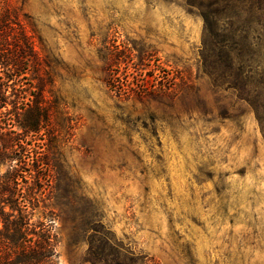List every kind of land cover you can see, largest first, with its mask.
I'll return each instance as SVG.
<instances>
[{
  "label": "rangeland",
  "instance_id": "1",
  "mask_svg": "<svg viewBox=\"0 0 264 264\" xmlns=\"http://www.w3.org/2000/svg\"><path fill=\"white\" fill-rule=\"evenodd\" d=\"M3 13L38 55L11 84L43 89L48 123L12 130L50 163L34 220H51L55 264H264V0H0Z\"/></svg>",
  "mask_w": 264,
  "mask_h": 264
},
{
  "label": "trees",
  "instance_id": "2",
  "mask_svg": "<svg viewBox=\"0 0 264 264\" xmlns=\"http://www.w3.org/2000/svg\"><path fill=\"white\" fill-rule=\"evenodd\" d=\"M7 19L5 13L0 15V166L9 164L7 171L0 174V264H55L57 241L51 220H34L35 211L43 204V187L50 183V163L37 156L36 148H22L21 137L12 130L20 127L26 136H34L48 123V108L42 104L43 89L37 88L39 94L30 100L11 84L14 78L24 75V62L27 67H39V60L24 30L13 35L4 24ZM9 41L17 45L14 54L9 50ZM11 105L13 109L9 110ZM19 147V156H14L12 153ZM27 165L31 166L25 171L29 177H24Z\"/></svg>",
  "mask_w": 264,
  "mask_h": 264
}]
</instances>
